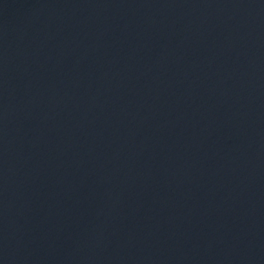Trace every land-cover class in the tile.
I'll return each instance as SVG.
<instances>
[{"label":"water","instance_id":"obj_1","mask_svg":"<svg viewBox=\"0 0 264 264\" xmlns=\"http://www.w3.org/2000/svg\"><path fill=\"white\" fill-rule=\"evenodd\" d=\"M0 264H264V0H0Z\"/></svg>","mask_w":264,"mask_h":264}]
</instances>
